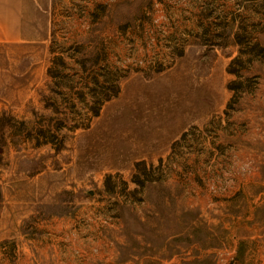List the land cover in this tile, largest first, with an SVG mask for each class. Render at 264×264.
I'll list each match as a JSON object with an SVG mask.
<instances>
[{"label": "rangeland", "instance_id": "obj_1", "mask_svg": "<svg viewBox=\"0 0 264 264\" xmlns=\"http://www.w3.org/2000/svg\"><path fill=\"white\" fill-rule=\"evenodd\" d=\"M23 29L0 43V264H264V0H25Z\"/></svg>", "mask_w": 264, "mask_h": 264}, {"label": "trees", "instance_id": "obj_2", "mask_svg": "<svg viewBox=\"0 0 264 264\" xmlns=\"http://www.w3.org/2000/svg\"><path fill=\"white\" fill-rule=\"evenodd\" d=\"M233 38H234V42L239 46L238 48V54L236 56H234L233 58H231V60L229 61V63L227 64L226 67V71L230 74H234L236 76L237 79H232L227 83V89L229 91H231L233 93L232 98L230 100V102L228 103V107L230 106L231 102L233 101V97H236L238 95V93H240V91L244 90V88H246L247 86L244 85V82L247 81L248 79L246 77H243L242 75V71L245 70L246 68V63L248 61H250V57L244 58L245 55L249 54L250 51L245 49L244 47V43L242 42L241 39V31H236L233 34ZM247 44V43H246ZM253 47H258L259 50H264V47L259 46V42L255 41L253 43ZM49 71V70H48ZM118 79H115V90L110 93V94H105V96L97 98L96 100H94L93 104L90 106V111L92 113V116H96L98 115L100 106L107 100H109L111 97H114L118 94L119 92V88H118ZM2 125V124H1ZM75 128L78 127H87V124L83 125V123H76L74 124ZM39 131H43L42 127H40ZM48 132H50V128H48ZM186 132H184L183 135H185ZM49 136H54V133H51V135ZM42 143H51L53 144V140L49 138H45L43 141H36V144H42ZM55 149H58V147L54 146ZM139 164L141 163H136V167L139 166ZM142 173L144 172V167H142ZM134 179H132L136 184L138 185H143L144 181L142 179H139V175L134 174L133 176Z\"/></svg>", "mask_w": 264, "mask_h": 264}, {"label": "crops", "instance_id": "obj_3", "mask_svg": "<svg viewBox=\"0 0 264 264\" xmlns=\"http://www.w3.org/2000/svg\"><path fill=\"white\" fill-rule=\"evenodd\" d=\"M24 6L25 0H0V43L24 41Z\"/></svg>", "mask_w": 264, "mask_h": 264}]
</instances>
